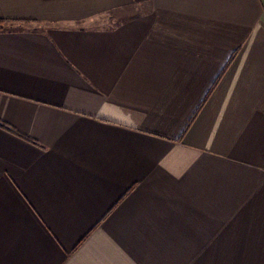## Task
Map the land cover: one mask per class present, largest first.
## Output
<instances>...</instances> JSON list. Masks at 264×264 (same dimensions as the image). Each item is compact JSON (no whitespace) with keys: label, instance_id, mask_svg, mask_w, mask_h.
Returning <instances> with one entry per match:
<instances>
[{"label":"crops","instance_id":"obj_1","mask_svg":"<svg viewBox=\"0 0 264 264\" xmlns=\"http://www.w3.org/2000/svg\"><path fill=\"white\" fill-rule=\"evenodd\" d=\"M0 20V264H264V0Z\"/></svg>","mask_w":264,"mask_h":264},{"label":"trees","instance_id":"obj_2","mask_svg":"<svg viewBox=\"0 0 264 264\" xmlns=\"http://www.w3.org/2000/svg\"><path fill=\"white\" fill-rule=\"evenodd\" d=\"M8 22L5 20H0V29L4 28V26L7 24Z\"/></svg>","mask_w":264,"mask_h":264},{"label":"rangeland","instance_id":"obj_3","mask_svg":"<svg viewBox=\"0 0 264 264\" xmlns=\"http://www.w3.org/2000/svg\"><path fill=\"white\" fill-rule=\"evenodd\" d=\"M7 24H8V23H7ZM7 24H6V25H7ZM6 25H5V26H6ZM5 26H4V27H5Z\"/></svg>","mask_w":264,"mask_h":264}]
</instances>
